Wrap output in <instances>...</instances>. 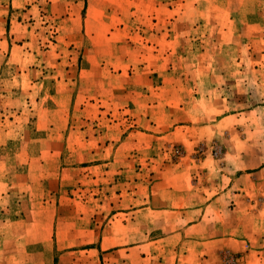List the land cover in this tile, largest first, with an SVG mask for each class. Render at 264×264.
I'll return each mask as SVG.
<instances>
[{
    "label": "rangeland",
    "instance_id": "rangeland-1",
    "mask_svg": "<svg viewBox=\"0 0 264 264\" xmlns=\"http://www.w3.org/2000/svg\"><path fill=\"white\" fill-rule=\"evenodd\" d=\"M227 164L250 190L207 234L262 246L264 0H0V264H170L191 230L132 210Z\"/></svg>",
    "mask_w": 264,
    "mask_h": 264
},
{
    "label": "crops",
    "instance_id": "crops-1",
    "mask_svg": "<svg viewBox=\"0 0 264 264\" xmlns=\"http://www.w3.org/2000/svg\"><path fill=\"white\" fill-rule=\"evenodd\" d=\"M159 45L156 43V46ZM173 53L174 50L170 55ZM161 59L163 58L157 59L155 65L161 63ZM170 170H167L166 173L163 172L160 181L151 185L144 205L134 207L136 209L131 212L136 215L146 212L152 216L162 213L170 216L162 220L163 225L182 224L186 225L187 230H191V234L184 232L183 227L173 229L172 233L161 231L163 243L165 240L178 238V242L171 247L165 243L162 245L167 248L165 255L170 256L167 261L170 260V264H222L223 253L229 252L241 254L242 264H264V244L262 246L260 244L252 245L246 235L243 237L236 235L233 227H227L226 231L221 234H207V230L212 228L211 224L221 220L219 217L224 215V209L228 208L230 204H235V200H238L235 198L240 194L236 193V190L242 191L243 198L244 192H249L250 187L241 189L238 186L241 179H246L249 176L246 169L242 172L239 167L227 164L226 168L222 170L207 169L206 172L202 166L198 170H190L187 167L185 170ZM259 173H263V170ZM211 174H213L212 178ZM160 195H162V199L155 200L156 196ZM246 202V200L242 201L243 206L246 205ZM231 215H233V211H228L227 217L229 218ZM229 221L231 220L227 219L226 225L229 224ZM180 240L182 242H179ZM188 241L193 242L189 243ZM183 246H188V249ZM138 248L140 247H135V250ZM154 249L156 250V248ZM98 250L100 249L98 248ZM133 250L134 247H128L119 251L125 254L129 251L132 258Z\"/></svg>",
    "mask_w": 264,
    "mask_h": 264
}]
</instances>
